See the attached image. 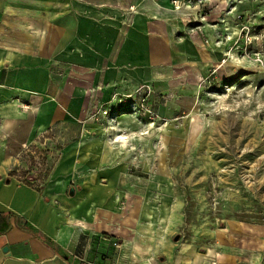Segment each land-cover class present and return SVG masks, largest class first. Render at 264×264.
Returning a JSON list of instances; mask_svg holds the SVG:
<instances>
[{
  "label": "crops",
  "instance_id": "obj_1",
  "mask_svg": "<svg viewBox=\"0 0 264 264\" xmlns=\"http://www.w3.org/2000/svg\"><path fill=\"white\" fill-rule=\"evenodd\" d=\"M181 2L175 9L172 0H0V264H114L102 260L98 240L100 203L114 197L106 199L93 169L103 138L127 134H114L110 118L95 112L144 84L155 89L153 106L156 93L198 83L211 63L203 32L210 38L204 7L212 0ZM67 126L78 127L71 145L61 144L38 188L22 176L27 158ZM80 189L91 192L85 203Z\"/></svg>",
  "mask_w": 264,
  "mask_h": 264
},
{
  "label": "rangeland",
  "instance_id": "obj_2",
  "mask_svg": "<svg viewBox=\"0 0 264 264\" xmlns=\"http://www.w3.org/2000/svg\"><path fill=\"white\" fill-rule=\"evenodd\" d=\"M204 10L211 63L198 83L156 93L155 120L139 111L138 93L106 116L127 136L99 134L108 145L93 171L114 197L99 206L104 262L264 264V0H212ZM77 129H56L22 176L41 188Z\"/></svg>",
  "mask_w": 264,
  "mask_h": 264
},
{
  "label": "built area",
  "instance_id": "obj_3",
  "mask_svg": "<svg viewBox=\"0 0 264 264\" xmlns=\"http://www.w3.org/2000/svg\"><path fill=\"white\" fill-rule=\"evenodd\" d=\"M182 0H172V5L175 9H181L182 8ZM139 94V101H136L139 107V111L141 113L148 114V118L155 120L157 117V113L153 110L151 104H149V98L151 97L153 90L151 85H141L135 94ZM129 99L132 100V95H122L117 96L113 99V101L109 104L103 105L100 107V109L95 112V115L102 114L103 116H109L111 110L114 109L115 106L125 104ZM115 117V116H114ZM113 117V118H114ZM117 117V116H116ZM115 117V118H116Z\"/></svg>",
  "mask_w": 264,
  "mask_h": 264
},
{
  "label": "water",
  "instance_id": "obj_4",
  "mask_svg": "<svg viewBox=\"0 0 264 264\" xmlns=\"http://www.w3.org/2000/svg\"><path fill=\"white\" fill-rule=\"evenodd\" d=\"M74 193H75V188L72 187V188L70 189V194H71V195H74Z\"/></svg>",
  "mask_w": 264,
  "mask_h": 264
},
{
  "label": "trees",
  "instance_id": "obj_5",
  "mask_svg": "<svg viewBox=\"0 0 264 264\" xmlns=\"http://www.w3.org/2000/svg\"><path fill=\"white\" fill-rule=\"evenodd\" d=\"M124 110H125V111H124ZM124 110H123V113H121L122 111H121V112H120V111H116L115 114H117V115H118L119 113L124 114V113L127 111V109H124Z\"/></svg>",
  "mask_w": 264,
  "mask_h": 264
}]
</instances>
